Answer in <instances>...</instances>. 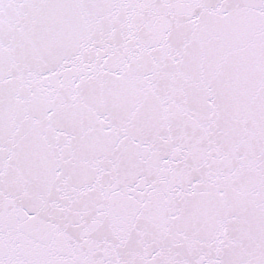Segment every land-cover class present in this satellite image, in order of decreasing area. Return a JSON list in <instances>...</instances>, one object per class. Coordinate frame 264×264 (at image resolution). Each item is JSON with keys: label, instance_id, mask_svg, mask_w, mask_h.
Segmentation results:
<instances>
[{"label": "snow or ice", "instance_id": "1", "mask_svg": "<svg viewBox=\"0 0 264 264\" xmlns=\"http://www.w3.org/2000/svg\"><path fill=\"white\" fill-rule=\"evenodd\" d=\"M0 264H264V0H0Z\"/></svg>", "mask_w": 264, "mask_h": 264}]
</instances>
